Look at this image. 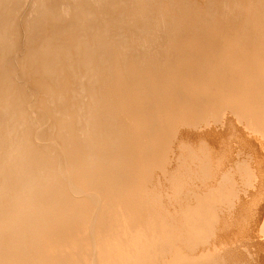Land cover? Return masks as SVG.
<instances>
[{
  "label": "bare ground",
  "instance_id": "1",
  "mask_svg": "<svg viewBox=\"0 0 264 264\" xmlns=\"http://www.w3.org/2000/svg\"><path fill=\"white\" fill-rule=\"evenodd\" d=\"M0 264H264V0H0Z\"/></svg>",
  "mask_w": 264,
  "mask_h": 264
}]
</instances>
